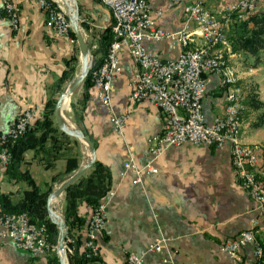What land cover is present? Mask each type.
Returning <instances> with one entry per match:
<instances>
[{
	"label": "crops",
	"instance_id": "crops-1",
	"mask_svg": "<svg viewBox=\"0 0 264 264\" xmlns=\"http://www.w3.org/2000/svg\"><path fill=\"white\" fill-rule=\"evenodd\" d=\"M192 1L181 0L172 7L168 0H151L153 12L159 9L163 12L157 18V25L171 33H194L196 24L184 17V6ZM203 1L213 14L222 16L237 0ZM18 2L21 8L18 31L0 15V133L26 110L36 109L40 112L37 119L42 118L46 103L52 94H57L66 62L77 50L67 38L46 27V15L38 0ZM76 3L90 27L85 37L90 44L98 45L102 33L114 23L111 8L101 0H76ZM235 22L232 20L230 24ZM192 39L190 48L204 45L200 37L194 35ZM144 46L162 60L176 59L182 51V46L170 39L145 41ZM232 59L240 58L234 54ZM251 63L248 62V69H255ZM120 64L122 72L113 81L111 110L116 115H127L123 136L115 133L110 110L103 105L98 88H90L84 107L77 109V123L96 148L95 162L106 167L111 176L112 194L107 201L105 229L99 240L100 261L125 264L127 253H141L158 238H167L163 251L146 253L143 264H163L164 258L178 264H239L220 250V244L256 225L258 239L264 246V219L257 204L238 183L230 147L192 144L169 147L154 161L157 172H141L140 182L133 184L136 174L132 169L125 170L124 164L133 157L135 165L144 168L150 160L148 140L162 131L164 116L150 101L130 104L136 65L125 46L120 51ZM262 67L257 66L255 71ZM259 99L264 101L262 96ZM83 100L82 94L79 101ZM224 105L219 81L212 75L203 100L206 122L211 123L222 114ZM258 113L251 114L252 123L244 120L243 138L245 143L261 147L264 160V124L253 125L260 121ZM60 137L58 134V140ZM73 150L77 154V148ZM23 164L36 184L47 190L51 185H59L61 179L54 183L53 179L65 173L67 158L63 149L53 150L52 143L46 142L43 147L27 151ZM93 169L87 170L84 177L91 175ZM28 189L27 183L8 178L0 169V194L18 201ZM92 210L86 202H80L77 214L89 222ZM241 255L244 264H250L251 248L242 250ZM50 259L51 256L32 255L10 244L0 247V264H49Z\"/></svg>",
	"mask_w": 264,
	"mask_h": 264
},
{
	"label": "built area",
	"instance_id": "built-area-1",
	"mask_svg": "<svg viewBox=\"0 0 264 264\" xmlns=\"http://www.w3.org/2000/svg\"><path fill=\"white\" fill-rule=\"evenodd\" d=\"M112 9L115 19L114 32L120 41L113 43L106 63L94 73V81L99 88V96L106 108H111L112 79L121 70L117 51L126 43L138 70L132 79L130 103L135 105L143 101L155 104L163 113L164 124L160 134L149 140L151 160L147 170L156 173L153 161L172 146L182 144L207 145L221 147L231 146V162L240 186L254 200L264 218V169L258 166L257 153L254 147L243 144L242 123L240 115L243 110V91L237 85V77H228L227 53L229 49L226 18L234 13H252L259 10L258 5L264 0H239L229 6L223 18L213 16L205 7L203 0H195L184 7V17L196 24V36L203 39L206 45L190 49L191 41H184V32L171 33L157 25V18L162 17V10L153 12L150 0H103ZM170 6H176L181 0H168ZM7 18L17 23L16 7L5 0ZM42 6L49 15L47 25L58 35L70 37V25L65 13L58 11L49 1L41 0ZM170 39L183 46L175 60L163 61L150 53L144 41L159 42ZM193 40V39H192ZM224 47L223 49L220 47ZM216 75L220 85L226 89L227 106L223 115L207 123L202 110V103L207 92V76ZM110 114L112 115V110ZM34 116L26 112L16 120L9 130L1 135V144H13L30 128ZM127 116L113 113L111 121L117 133H122ZM10 154L6 146L0 149V165H7ZM125 170L137 169L132 161L124 165ZM146 169V168H145ZM137 173H141L137 171ZM261 175V176H260ZM139 178L134 181L138 183ZM104 204L93 210L88 225L86 243L88 258L99 256L100 248L94 243L105 227ZM0 244L9 242L14 247L32 255L51 253L54 248L48 240L45 225L31 223L26 213L2 214L0 216ZM257 224V222H254ZM255 229L242 232L236 238L224 241L221 251L231 258L240 260L239 251L249 243H255ZM165 240L153 244L150 252H161ZM257 244V242H256ZM262 250L259 246L254 252L255 264H262ZM168 262L167 259L164 260ZM125 264H143L142 254L127 253Z\"/></svg>",
	"mask_w": 264,
	"mask_h": 264
},
{
	"label": "trees",
	"instance_id": "trees-1",
	"mask_svg": "<svg viewBox=\"0 0 264 264\" xmlns=\"http://www.w3.org/2000/svg\"><path fill=\"white\" fill-rule=\"evenodd\" d=\"M239 14H233L232 20L234 23V33L231 37L232 51L234 53H244L252 58L254 66H259L264 63V10L254 13H245L240 22L237 20ZM73 35V33H72ZM113 41L111 27L107 28L102 33L97 49L93 52L94 56L101 54V61L96 60V66L102 64L104 57L107 54V49ZM76 55H73L66 62V70L63 72L59 86L67 80L73 78L74 63L77 61ZM91 73L87 76L84 84V100L81 107L83 108L88 98L87 91L92 88ZM56 94H52L45 106L44 115L40 120H37L27 134L20 137L13 145L8 146V152L11 156L10 163L7 166L5 173L8 178L18 182L27 183L29 189L24 192L23 197L18 201H13L10 196L0 194V208L3 213H27L32 222L38 225H45L48 230L49 242L53 245L57 244L58 233L56 225L48 218L46 203L47 197L51 191L42 190L35 182L34 178L27 169H23L24 154L32 149L43 147L46 142L52 143L53 150H59L61 146L58 144L57 128L54 126V121L51 116L54 114L56 104ZM79 122V120H78ZM260 125L259 122L254 126ZM64 139L69 137L64 134ZM86 135V134H85ZM87 136V135H86ZM66 151V149H64ZM67 170L65 175L71 174L78 168L77 158L72 154H66ZM56 158V154L53 155ZM57 178H54L55 182ZM111 189V176L106 167L96 162L94 164L93 174L89 177L81 178L78 183L70 186L67 189L66 205L64 216L68 226V235L73 228L78 230H86L89 222L80 218L77 214V207L80 202H86L94 208L101 202ZM92 210V212H93ZM84 235H80L72 245L75 247L74 254L70 258L71 264H103L100 259H88L85 257L81 249L83 245ZM49 264H59L58 258H51Z\"/></svg>",
	"mask_w": 264,
	"mask_h": 264
},
{
	"label": "rangeland",
	"instance_id": "rangeland-1",
	"mask_svg": "<svg viewBox=\"0 0 264 264\" xmlns=\"http://www.w3.org/2000/svg\"><path fill=\"white\" fill-rule=\"evenodd\" d=\"M5 0H2V7H1V9H0V15L1 16H3L4 18H6L8 21H9V23H10V25H11V27H12V29L14 30V31H18L19 30V28H20V14H21V8H20V4H19V2H18V0H10V2L16 7V12H17V14H18V19H17V23L15 24V23H13L12 22V19H9V18H7L6 16H7V9H6V7H5V2H4ZM41 0H38V3H39V6H40V8L45 12V15H46V22H45V25H46V27L48 28V29H50V30H52L55 34H57L58 35V33L53 29V28H51V27H49L48 25H47V22H48V20H49V15L47 14V11H46V9L42 6V4H41V2H40ZM47 1H49L58 11H61L62 13H65V16H66V19H67V21H68V23H69V25H70V30H71V32H70V37L69 38H67V36L66 35H63V36H61V35H58V36H61V37H63V38H67L72 44H74L76 47H77V50H76V53L74 54V55H76V57L78 58L77 59V61L74 63V72H73V78L71 79V80H67L65 83H63L62 85H61V87L57 90V94H56V96H55V98H56V102H57V100H58V98H59V96L64 92V90L67 88V86L70 84V82L75 78V77H77L79 74H80V72H81V68H82V59H81V52H80V48H79V43H78V39H77V37H76V35H75V33H74V31H73V28H72V26H71V23H70V20H69V13H68V8H67V6H66V4H64L63 2H61V1H59V0H47ZM103 3H105V4H107L106 2H104L103 0H101ZM151 1V0H150ZM193 1H195V0H193ZM192 1V2H193ZM238 1L239 0H237V1H235L234 3H232L231 5H234L235 3H238ZM191 2V3H192ZM190 3V4H191ZM78 5V4H77ZM108 6H109V4H107ZM150 5H151V3H150ZM178 5V4H177ZM189 5V4H188ZM205 5V4H204ZM230 5V6H231ZM186 6V5H185ZM184 6V7H185ZM110 7V6H109ZM205 7H206V5H205ZM258 7L260 8L259 10H257V11H263L264 9V3H260V5H258ZM79 8V7H78ZM111 8V7H110ZM207 8V7H206ZM208 9V8H207ZM209 10V9H208ZM111 11H112V9H111ZM257 11H254V12H257ZM209 12L213 15V16H215V17H217V18H223L222 16H217V15H215V14H213L210 10H209ZM254 12H252V13H254ZM223 14H225V13H223ZM235 14V13H234ZM236 14H239L240 16H242L243 14H245V13H243V12H238V13H236ZM112 15H113V12H112ZM233 15V14H232ZM113 18H114V16H113ZM244 18V17H243ZM225 20H228V22H227V31H226V34H227V37H228V43H229V49H231V51L230 52H228L227 53V60H230L229 61V63H230V66L234 69V71H235V74H236V76H237V78H238V81H237V85L238 86H240L241 88H242V91H243V97H244V100H243V102H242V104H243V110H242V113H241V115H240V119H241V123H242V136L244 137V131H245V129H244V126H245V123H244V120L246 121V119L248 120V122L249 121H251V123L253 122V118H254V115L253 116H251V114L254 112V111H258L259 113V115H258V118L260 119V121H259V124L260 125H258L257 127H259V126H261V125H263L264 124V101H260V99H259V97L260 96H262V97H264V67H262V69H260L258 72L257 71H255L256 69H257V67L255 68V69H248V67H250V65L248 64V62L250 63V62H252L251 64H252V66H254L253 65V63H254V61L253 60H251V61H247V59L249 58V60L250 59H252L250 56H248V55H246V54H244V53H234L233 51H232V45H231V37H232V35H233V33H234V23H232V24H230V22L232 21V18H231V16H230V18H226ZM115 24V19H114V23H113V25L111 26V31H112V34H113V41H112V43L109 45V47H108V49H107V54H106V56L104 57V59H103V62H102V64L101 65H99V66H97V67H95L96 66V60L98 61V62H100L101 61V59H99V58H101V57H96V56H94V51L97 49V45L96 44H90L89 42H88V40H87V38L85 37L86 35H85V32L86 31H89L90 30V27L88 26L89 24H88V21H87V19H85V18H83V17H81V15H80V12H79V25H80V28H81V31H82V34L84 35V37H85V40H86V42H87V44H88V47H89V50H90V54H89V65L91 66V69H90V72H89V74L91 73V82L93 83V85H92V87H94V88H97V86H96V82L94 81V73H95V71L96 70H98V69H100L105 63H106V61H107V59H108V55H109V51H110V49L112 48V45H113V43H115L116 41H120V39H118L117 37V34H115V32H114V25ZM196 32V31H195ZM195 32L194 33H189V32H184V34H189V37L190 38H188V41H191L190 39H192L193 37H194V35L196 36V34H195ZM72 33H73V35H72ZM204 41V40H203ZM145 42V41H144ZM143 42V43H144ZM150 42H153V41H150ZM192 42V41H191ZM190 42V43H191ZM181 45V44H180ZM206 45V43H205V41H204V45L203 46H200V47H198V48H202V47H204ZM123 46H125L126 48H127V50H128V46H127V44L126 43H122L121 44V47H119V50L117 51V56H118V60H119V65H120V67H121V64H120V51H121V49H122V47ZM182 46V45H181ZM189 48H190V44H189ZM220 48H224L223 46L222 47H220ZM184 48H183V46H182V50H183ZM190 49H192V48H190ZM194 49H197V48H194ZM225 49V48H224ZM128 52H129V50H128ZM182 52V51H181ZM180 52V53H181ZM129 54H130V52H129ZM234 54H238V56H239V58L240 59H238L237 61H233V55ZM180 55V54H179ZM178 55V56H179ZM130 56H131V54H130ZM248 57V58H247ZM131 58H132V56H131ZM178 58V57H177ZM176 58V59H177ZM133 59V58H132ZM161 59V58H160ZM170 60H175V59H170ZM133 61H134V59H133ZM163 61H167V60H163ZM135 62V61H134ZM135 65H136V63H135ZM264 66V63L263 64H261V66ZM259 67V66H258ZM137 70H138V67H137V65H136V72H135V74H134V76L133 77H135V75H136V73H137ZM122 72V67H121V70H120V72L118 73V74H116V76L112 79L113 81L116 79V77L120 74ZM255 73H258L257 74V79L256 80H253V76H254V74ZM88 74V75H89ZM210 76H212V75H209V76H207V80H208V78L210 77ZM214 76H216V75H214ZM217 77V79H218V81H219V87H220V89L222 90V93L224 94V103H225V105H224V110H223V113L222 114H220V115H218V116H221V115H223L224 114V112H225V108H226V106H227V101H226V94H227V92H226V89L225 88H222L221 87V85H220V79H219V77L218 76H216ZM87 78V77H86ZM246 78V79H245ZM133 79V78H132ZM86 80V79H85ZM85 80H84V82L74 91V93L71 95V100H70V105H69V109L68 110H66L65 111V116H66V118L67 119H69L72 123H73V128H77V129H81L80 127H79V125H78V118H77V109H79V107H81V105H82V101H79L80 100V98H81V96H82V94H83V97H84V93L83 92H85L84 90V84H85ZM113 81H112V91H111V94H112V92H113ZM131 84H132V81H131ZM99 89V88H98ZM131 90H132V88H131ZM207 90H208V85H207ZM207 93V92H206ZM130 95H131V93H130ZM206 96V95H205ZM111 98V97H110ZM205 98V97H204ZM101 99V98H100ZM112 100V99H111ZM101 101H102V99H101ZM129 102H131L130 101V97H129ZM144 102V101H143ZM142 103V102H141ZM131 104V103H130ZM137 104H140V103H137ZM137 104H135V105H137ZM56 105V104H55ZM132 105V104H131ZM155 105V104H154ZM105 106V105H104ZM132 106H134V105H132ZM108 109H111V108H108ZM54 110H55V108H54ZM202 110H203V103H202ZM26 112H31L32 114H33V116H34V119H33V121H32V123H31V126H30V128L29 129H27V131L24 133V135L25 134H27L28 133V131L32 128V126L35 124V122L38 120L37 119V116H38V114L40 113L38 110H36V109H33V110H31V109H29V110H26L25 112H23L22 114H20L17 118H16V120H18V118L20 117V116H22L23 114H25ZM162 112V111H161ZM204 113V112H203ZM163 114V113H162ZM43 115H44V113H43ZM42 115V116H43ZM112 115H113V113H112ZM112 115L110 116V119H111V117H112ZM116 115V114H115ZM118 116H123V115H118ZM127 116V115H126ZM218 116H215V117H218ZM63 117V116H62ZM214 117V118H215ZM51 118L53 119V121H54V126L57 128V134H59L61 137H60V140H58L59 141V145L61 146V149H66V151H64L66 154H72V155H74L75 154V156H77L76 158V160H77V162H78V168L77 169H75L73 172H75L76 170H78L79 169V167L84 163V161L86 160V151H84V149L86 148V146H85V144L84 143H82L79 139H77V138H75V137H72V136H69V135H67L68 137H69V139H64V135H63V131L59 128V126L57 125V123H56V120H55V116H54V114L51 116ZM257 117H256V120L258 119ZM16 120H15V122L14 123H16ZM127 121V120H126ZM112 122V121H111ZM14 123L12 124V125H14ZM257 123V122H256ZM255 123V124H256ZM113 124V123H112ZM255 124H253V125H255ZM11 125V126H12ZM10 126V127H11ZM10 127L7 129V130H9L10 129ZM113 127H114V125H113ZM254 127H256V126H254ZM125 128V127H124ZM7 130H5L4 132H6ZM82 130V129H81ZM114 131H115V128H114ZM123 131H124V129H123ZM4 132H2V133H0V149H2V148H4L5 146H6V149H7V151H8V146L9 145H13V144H7V145H2L1 144V135L4 133ZM115 133L118 135V136H123V132L120 134V133H117L116 131H115ZM161 133V132H160ZM159 133V134H160ZM65 134V133H64ZM24 135H22V136H24ZM157 135V134H156ZM21 136V137H22ZM153 136H155V135H153ZM152 136V137H153ZM88 137V136H87ZM151 137V138H152ZM150 138V139H151ZM149 139V140H150ZM149 140H148V153H149V156H150V160L152 159L151 158V155H150V145H149ZM243 144L245 145V146H251V147H254V149H255V151H256V153H257V158H258V166H260L261 168H263L264 169V160H263V157H262V154H261V147L260 146H257V145H250V144H248V143H245L244 142V138H243ZM45 145V144H44ZM183 145V144H182ZM193 145V144H192ZM226 145H228V144H226ZM180 146V145H179ZM229 147H230V151H231V146L230 145H228ZM213 147H216V146H213ZM221 147H223V146H221ZM74 148H77V154L76 153H74L73 151V149ZM169 148V147H168ZM167 150V149H166ZM165 150V151H166ZM164 151V152H165ZM163 152V153H164ZM163 153L161 154V156L163 155ZM160 156V157H161ZM159 157V158H160ZM159 158H157V159H155L154 161H156V160H158ZM10 159H11V156H10ZM149 160V161H150ZM129 161H132V162H134L135 163V161H134V159H133V157H131L130 158V160ZM154 161H153V164H152V166L157 170V168L155 167V165H154ZM9 163H10V161L8 162V164L7 165H0V169H3L4 171L6 170V168H7V166L9 165ZM96 163V162H95ZM94 163V164H95ZM127 163V162H126ZM94 164H93V168H94ZM125 165V164H124ZM148 163L147 164H145V166H144V168H142V169H140V168H138L137 166V169H133L132 168V170L135 172V174H136V178L134 179V181L135 180H137V178H139V181L138 182H140V177H141V173H137V171H140V172H147V173H150V172H148V170H147V167H148ZM233 166V165H232ZM125 168V167H124ZM146 168V169H145ZM90 169V168H89ZM88 169V170H89ZM234 169V168H233ZM66 170H67V166H66ZM87 171V170H86ZM93 171H94V169H93ZM72 172V173H73ZM235 172V171H234ZM71 173V174H72ZM66 174V171H65V173H63V174H61V175H57L55 178H57V180L55 181V182H58L60 179V182H62L63 180H64V177H67V176H69V175H65ZM85 174V173H84ZM84 174L75 182V183H73L72 185H74V184H76V183H78V181L81 179V178H84ZM92 174H93V172H92ZM91 174V175H92ZM151 174H153V173H151ZM236 174V173H235ZM91 175H89V176H91ZM89 176H87V177H89ZM261 176V175H260ZM134 181H133V184H137V183H134ZM53 183H54V181H53ZM239 183V182H238ZM71 185V186H72ZM54 187L55 186H49L48 188H47V190L49 189V188H51V191H50V193H49V195L51 194V192H52V190L54 189ZM70 187V186H69ZM68 187V188H69ZM47 190H44V191H47ZM245 191V190H244ZM67 190L65 191V193L63 194V196H62V198H61V200H60V202H59V205L57 206V207H55V210L56 211H58V207L60 206V208H61V212H62V215L64 216V209H65V205H66V196H67ZM111 189H110V191L107 193V195L101 200V202L99 203V204H104L105 206H106V208H107V201H108V199L110 198V196H111ZM247 194V193H246ZM48 195V196H49ZM48 198V197H47ZM55 199V198H54ZM255 202V201H254ZM256 203V202H255ZM98 204V205H99ZM257 204V203H256ZM97 205V206H98ZM257 207H258V205H257ZM106 208H105V224H106ZM259 209V208H258ZM0 210H1V208H0ZM47 210V209H46ZM260 211V210H259ZM93 213V212H92ZM2 214H19V213H3L2 211H0V216L2 215ZM27 214V213H26ZM47 214H48V212H47ZM262 214V213H261ZM28 215V214H27ZM29 216V215H28ZM262 217H263V215H262ZM29 218H30V221H31V223H33L32 222V220H31V217L29 216ZM48 218L50 219V221H51V218H50V216L48 215ZM264 219V218H263ZM66 221V220H65ZM34 224V223H33ZM54 224V223H53ZM35 225L36 226H41V225H38V224H36L35 223ZM89 225V224H88ZM88 225H87V228H86V230H82V229H80L79 231H78V233L76 232V231H74V230H77V228H73L72 230H71V232H70V235H68V226H67V223H66V226H67V240H66V243H65V253H66V261H67V263L68 264H71V262H70V258H71V256L74 254V249H75V247H73L72 245H74V243H76V241H77V239H78V237L81 235H84V237H83V239H84V242H83V245H81V249H82V251L84 252V255H85V257L86 258H88V256H87V249H86V243H87V240H88ZM1 223H0V230H1ZM47 228V227H46ZM57 228V227H56ZM255 229V243H249V244H247L246 246H244L240 251H239V256H240V260H236V259H233V258H231L229 255V257L231 258V259H233L234 261H236V262H238L239 264H244L245 263V260H244V258H243V256L241 255V252H242V250H244L245 248H248V247H250L251 248V261H250V264H255V261H254V252H255V249H256V247L257 246H259L260 248H261V250H262V264H264V246H263V244L261 243V241L258 239V236H257V234H258V228H257V226L256 225H254V226H252L251 228H249V229H247V230H245V231H248V230H250V229ZM104 229H105V227H104ZM57 230H58V228H57ZM242 232H244V231H242ZM241 232V233H242ZM47 233H48V230H47ZM57 233H58V237H59V231H57ZM103 233H104V230L102 231V233L100 234V235H97V238H96V240L94 241V243L97 245V247H99V240H100V238L102 237V235H103ZM240 233V234H241ZM239 234V235H240ZM160 239H163V240H165V244H164V247H163V249L165 248V246H166V241H167V238H160ZM159 238H158V240H160ZM48 240H49V236H48ZM228 240H231V239H228ZM226 241V240H225ZM57 242H58V240H57ZM157 242V241H156ZM156 242H153V243H151V244H149V246H148V248H147V250L146 251H143V252H141V254H142V257L146 254V253H161L162 251H163V249H162V251L161 252H150L149 251V249H150V247L153 245V244H155ZM256 242H257V244H256ZM50 243V242H49ZM223 243V242H222ZM221 243V244H222ZM6 244H10V245H12L13 246V244H11V243H9V242H4V243H2V244H0V247H2L3 245H6ZM221 244H220V246H221ZM50 245L54 248V250L51 252V253H46L45 255H48V256H51V258H53V257H55V258H58V260H59V257H58V249H57V244L56 245H53V244H51L50 243ZM14 247V246H13ZM16 248V247H15ZM100 248V247H99ZM18 249V248H17ZM19 250H21V249H19ZM220 250H221V248H220ZM29 253V252H28ZM130 253H134V252H130ZM224 253V252H223ZM31 254V253H30ZM137 254H140V253H137ZM226 254V253H225ZM40 255V254H39ZM96 258H100V250H99V256L98 257H96ZM88 259H95V258H88ZM126 259H127V257H126ZM165 259H167V258H164L163 260H162V262H163V264H178V263H176V262H173V261H171V260H169V259H167L168 260V262L167 263H165L164 262V260ZM143 263H144V257H143ZM60 264V263H59Z\"/></svg>",
	"mask_w": 264,
	"mask_h": 264
},
{
	"label": "water",
	"instance_id": "water-1",
	"mask_svg": "<svg viewBox=\"0 0 264 264\" xmlns=\"http://www.w3.org/2000/svg\"><path fill=\"white\" fill-rule=\"evenodd\" d=\"M59 1L66 4L68 8L69 20L79 43L81 59H82L81 60L82 68L80 74L70 82V84L67 86L64 92L59 96L55 105L54 116L57 125L65 134L79 139L82 143L86 144L87 146L86 160L84 161V163L79 167L78 170H76L75 172L64 178V180L60 182L58 186L54 187L51 194L48 196L46 203V209L48 215L51 218V222L56 225L59 231V237L57 242L59 263L68 264L66 261V253H65V243L67 240V226H66L65 216L62 215L60 206L58 207L57 212L54 211L51 207V202L53 198L60 201L63 194L68 189V187L71 186L73 183H75L86 172V170H88L93 166L96 160V148L92 140L89 137H87L81 129L67 128L62 117L61 108L64 99L66 98V96L73 94L74 91L84 82V80L86 79V77L90 72L91 66L89 65L90 50L79 25V8L76 3V0H59ZM55 214H56V219L53 218V215Z\"/></svg>",
	"mask_w": 264,
	"mask_h": 264
},
{
	"label": "bare ground",
	"instance_id": "bare-ground-1",
	"mask_svg": "<svg viewBox=\"0 0 264 264\" xmlns=\"http://www.w3.org/2000/svg\"><path fill=\"white\" fill-rule=\"evenodd\" d=\"M195 34H196V32H195ZM188 38H190V37H189V34H184V41H188ZM190 40H192V39H190ZM228 77H237L236 74H235L234 69H233L230 65L228 66ZM71 95H72V94H71ZM71 95L66 96V98L64 99V101H63V103H62L61 113H62L63 120H64V123H65V125L67 126V128H69V129H74V128H73V123H72L69 119H67L66 116H65V111L69 109L70 100H71ZM85 146H86V144H85ZM84 151H87V146H86V148L84 149ZM85 153H86V152H85ZM59 202H60V201L57 200V199H54V198L52 199L51 207H52V209H53L54 211H56V210H55V207H57V206L59 205ZM54 206H55V207H54ZM56 212H57V211H56ZM56 214H57V213H56ZM56 214L53 215V218H54V219H56Z\"/></svg>",
	"mask_w": 264,
	"mask_h": 264
}]
</instances>
